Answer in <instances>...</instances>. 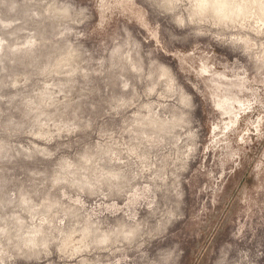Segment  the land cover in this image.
<instances>
[{
  "label": "rangeland",
  "instance_id": "obj_1",
  "mask_svg": "<svg viewBox=\"0 0 264 264\" xmlns=\"http://www.w3.org/2000/svg\"><path fill=\"white\" fill-rule=\"evenodd\" d=\"M0 264H264V0H0Z\"/></svg>",
  "mask_w": 264,
  "mask_h": 264
}]
</instances>
